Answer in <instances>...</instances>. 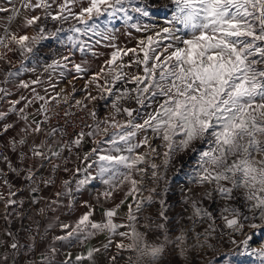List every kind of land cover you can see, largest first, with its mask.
Wrapping results in <instances>:
<instances>
[{
    "label": "snow or ice",
    "instance_id": "obj_1",
    "mask_svg": "<svg viewBox=\"0 0 264 264\" xmlns=\"http://www.w3.org/2000/svg\"><path fill=\"white\" fill-rule=\"evenodd\" d=\"M130 3L131 0H20V8L0 7V13H12L7 20L9 26L0 29V61L9 65L7 70L0 69L4 72L0 80L3 85L0 102L13 94V87L17 92L29 90L32 97L20 94L7 102L6 109H0V139L15 128L17 121L23 122L18 136L11 137L4 145L16 153L19 163L14 164L9 155L0 152V186L4 188L0 203L6 213L7 209L24 204L23 200L15 199L21 189L13 184L9 174L28 186L33 204L40 203L45 199L36 195L41 185L49 188L57 183L53 174L60 164L55 161L63 159L66 164L67 157L62 155L65 150L71 153L93 138L96 146L84 152L80 159L87 162L97 154L100 174L111 173L103 181L105 184L113 189L117 187L114 183L117 180L120 185L125 182L130 185L125 198H133L134 203L127 204V222L116 221L125 200L105 209L100 221L93 220L94 209L85 200L83 206L88 210L73 224L59 223L64 235L53 239L75 240L83 245L89 238L107 233L109 242L103 245L105 249L111 246L112 237L119 236L122 239L115 245L118 253L136 254L134 261L128 257L129 264H171L168 258L172 253L186 255L188 233L194 232L198 223L211 222L204 229L207 235L215 231V218L205 201H223L220 219L233 233L244 230V221L249 220L250 214L255 218L258 213L264 220V0H171L176 11L168 23L173 27L158 28L138 39L134 46L121 47L116 43L115 30L109 25L116 18L125 23L133 19L126 7ZM21 8L39 14L25 16L17 25L18 31H13L10 25L21 15ZM132 11L145 17L149 15L144 7H133ZM49 21L56 26L49 28ZM175 25L187 30L184 38L176 35ZM130 27L137 32L148 30V26L135 23ZM26 29H32V34ZM62 33L65 35L61 36ZM48 39H56L70 46V54L76 49L84 57L75 63L70 54L62 55L46 65L49 87L53 89L56 85L51 83L52 73L59 71L61 77L69 72L88 75V54L102 55L99 51L102 44L111 49L83 89L87 101L111 97V112L100 119L95 107L88 109L83 100H77L76 105L88 110L93 124L85 126L88 131L83 128L76 131L68 143L63 141L67 136L64 129L54 127L46 131L44 128L50 119L47 116L50 101L34 87L43 81L39 77L30 81L17 79L36 71L25 61H35L41 51L38 45ZM9 53L19 55V67H15ZM90 86L98 95L92 94ZM75 91L73 86L72 92ZM57 100L58 95L51 97V101ZM38 101L42 103L35 116H43V120L29 111ZM69 115L65 112V116ZM101 135L106 139H96ZM102 143L109 146L106 149L109 154H98ZM141 148L145 150L137 151ZM121 152L128 155L111 154ZM189 154L197 156L193 183L203 191L194 196L185 195L182 211L188 214L186 219L192 227L187 231L181 228L178 235H173L163 199L154 213L148 211L162 193L152 187L147 189V196L137 198L136 194L144 191L141 185L149 169L154 181L165 180L168 170L178 166L179 158ZM161 155L163 174L155 162ZM46 164L48 174L40 175ZM120 166L127 171L120 172ZM91 167V164L74 169L64 167L63 171L75 177ZM75 183L78 191L90 183V178L85 176ZM60 185L54 193L56 199L47 208L61 203V196L74 199L72 180L63 179ZM103 195L110 198L113 193L106 191ZM39 211L43 213L45 209ZM4 218L7 219V214ZM5 235L8 240H0L4 249L0 251V264H19L16 258L22 254L24 264H55L54 246L47 253H39V260L30 258L37 253L36 234L26 243H21L12 231ZM195 238L199 241L201 235ZM232 243L237 241L233 239ZM241 243L247 245L249 241L245 239ZM99 251L92 247L74 256L66 254L61 264H94ZM260 255L264 256V248ZM116 259L111 257L113 264Z\"/></svg>",
    "mask_w": 264,
    "mask_h": 264
},
{
    "label": "crops",
    "instance_id": "obj_2",
    "mask_svg": "<svg viewBox=\"0 0 264 264\" xmlns=\"http://www.w3.org/2000/svg\"><path fill=\"white\" fill-rule=\"evenodd\" d=\"M140 5L141 6L139 7H144L148 12L150 11L148 16L145 17L139 13L136 12L130 13L129 11V15L133 17L132 20L125 23L124 20L116 18L109 25L111 28L115 30V34L117 36L116 43L119 44L121 47L134 46L137 43L138 39L146 35L152 34L162 25L158 22H161L164 19L163 14L151 12L152 8L148 7L147 5H144L142 2H140ZM0 7L8 8L11 10L13 8H20L21 4H20V0H11V3H9L8 0H0ZM36 14L39 13L30 12L21 8V15L19 17H16V19L12 22V24L10 25L11 29L13 31H18L17 25L24 19L25 16H32ZM10 15H12L11 11L7 13H0V29L9 26L7 24V20ZM50 22L51 21L48 22V27L54 28V26L50 24ZM133 23L138 24L141 27L148 26V30L146 32H137L135 29L130 27V25ZM151 23H156L157 26L156 24L154 25L156 26V28H153L152 26L148 25ZM25 31L28 32L29 34H32V29H26ZM128 33H131V36H129ZM20 34H24V33L21 32ZM38 47L41 49L39 53V57L36 58L35 61L33 60L25 61L28 67L35 68L36 71L25 73L17 79H24L26 81H30L32 79H36L37 77H39L43 81V83L34 87L37 88V91L41 95L46 97L55 96L59 93H64V92L71 93L72 88L74 86L76 89L74 95L79 96L84 100L87 94L86 91L83 90L85 83L90 78L91 73L96 71L98 66L104 61L105 58L109 56L111 52V49L104 47L102 44L99 47V51L102 53V55H100L99 57H92L91 54H88L87 61L90 68L88 75L80 76L79 74H76L74 72H69L64 77H61L59 75V71L52 73L51 83L56 85V87L53 89L49 87V73L45 71V67L48 63H51L53 59H58L62 55H69L70 46L64 44L57 45L56 39H48L43 41L40 45H38ZM9 56H11V58L13 59L15 67H19V63H18L20 59L19 55L18 54L12 55L11 53H9ZM70 58L75 63H80L81 60L84 59L82 54L79 53L76 49L71 50ZM8 68L9 65L5 64L3 61H0V69L7 70ZM74 76H76L77 79L73 80ZM3 78H4V72L0 71V80H3ZM45 89H47V92H45ZM90 90L93 95H98V92L95 90L94 87L90 86ZM20 94L27 96L29 98L31 96L29 90H20V92H17L13 87V94L10 97H7L5 101L0 102V109H6L7 102L9 100L18 98ZM87 102L94 103L92 101H87ZM40 103L42 102L38 101L37 103H35L30 110L33 116L37 119L41 118V116H35L36 110L40 107ZM98 103H100L98 109V117L100 119H104L111 112V100L110 99L99 100ZM31 118L32 117H30V119ZM117 118L121 119L122 117H117ZM22 127H23V122L17 121L15 128L9 133L5 134L2 139H0V146L4 148V150L6 151V155H9L12 158L14 164L19 163L16 157V153H13L10 149H6L4 145L11 137L18 136L19 129ZM40 138L42 139L43 135H41ZM96 139L103 141L106 139V137L101 135ZM49 142L51 143V141ZM95 146L96 145L93 138H88L87 142L83 144L82 147L80 148V151L72 155L71 163L64 166V167H68L69 169H74L76 166L86 167L87 164H91L92 167L89 168L86 173L85 172L77 173L75 177H72L70 173H65L62 170L61 177L54 186H50L49 188L41 187V191L39 192V194L40 197H44L45 199H43L38 204H33L31 202L30 192L24 189L22 179H17L14 175L9 174V178L12 180L13 184L17 185L21 189V191L17 193L15 199L23 200L24 204L22 207L19 205L13 206L7 209V213H6L3 204L0 203V209H1L0 240L7 241L8 237L5 235V233L8 231H12L21 240V243H26L28 242L30 237L23 235L24 229L30 223L39 222L42 232L46 233L47 235L45 238H43L41 241L38 242L37 253L35 255H32L30 257L31 259L39 260V253L41 252L47 253L49 251V248L54 246L57 249L55 254V264H61V262L65 259L66 254H71L74 256L76 254L85 253L88 248H92V247L100 249V251L95 254L94 264H113L111 260V257L113 256L117 257L115 264H129L128 261L129 256H131L134 261L136 259L135 253L132 252L118 253V250L115 247V245L116 243L120 242L122 239L119 236H115L111 238L112 239L111 246L108 247L107 249L103 247L104 244H107L109 242V236L107 233L97 234L96 236L91 237L90 240L87 242V244L83 247H79L75 245L72 246L71 245L72 241H68V240L58 241L53 239L56 236L64 235V232L58 226L59 223L64 222V223L73 224L79 218L80 215H82L85 211L88 210L83 206V201L85 200L88 201L89 204L94 209V214L92 218L95 221H100L102 219L103 212L105 211V209L113 208L117 204H120L121 200H125V204L121 205L119 209V216L116 218V221L125 222V223L127 222L125 219V213L127 212V204L134 203L133 198L131 197L127 199L125 198V193L128 192L130 185L127 182H125L123 185H120L119 180H117L114 181L117 187L113 189L112 186L105 184L103 181L109 179L111 173H106L103 176L100 174L99 168L101 162L98 161L97 154H93L92 157H90V159L87 162H84L80 159V157L84 154V152L86 151L90 152L91 149ZM108 147L109 146L107 144L102 143L98 149V154L99 155L109 154L106 151ZM161 149L163 148H160V151ZM144 150L145 149L141 148L137 151L142 152ZM111 154L128 155V153L126 152L111 153ZM162 160H163L162 155L155 158V162L160 166H163ZM113 171H115V169H113ZM119 171L125 172L127 170L122 166H120ZM85 176H88L90 178V183L80 188L77 191L76 190L77 186L75 181L77 179H83ZM136 178L140 179V176L137 175ZM63 179L72 180L74 199L70 200V198L67 196H61L59 197L61 203L52 205L51 209L47 208L46 205L49 204L53 199H56L54 193L57 190H59V188L61 187L60 181ZM148 182L149 183H147L146 186L141 185L144 191L142 193H137L136 194L137 198H140L142 196H147L149 194L147 189L156 187L157 192L162 193V195L156 198V203L150 206L148 211L154 213L155 210L160 206L159 200L163 199L168 209L167 214L169 216V224H170L171 232L173 235H178L180 212H179V207L174 206V202H176L174 201V199H176L177 196L179 195L180 180L177 175L176 169L170 168L167 172L166 179L158 182L154 181L151 178V173H150V179L148 180ZM3 191L4 188L0 186V192ZM106 191H112L113 195L110 198H105L103 193ZM41 208L45 209V216L41 221H39L37 213ZM6 214H7V219L4 218ZM141 219L143 218L141 217ZM3 250H4L3 246L0 245V251ZM16 259L17 261H19V264H24V254L18 256ZM168 259L171 261V264H180V257L178 252L172 253V255Z\"/></svg>",
    "mask_w": 264,
    "mask_h": 264
},
{
    "label": "rangeland",
    "instance_id": "obj_3",
    "mask_svg": "<svg viewBox=\"0 0 264 264\" xmlns=\"http://www.w3.org/2000/svg\"><path fill=\"white\" fill-rule=\"evenodd\" d=\"M140 2L151 7V12L164 15V19L161 22H158L162 24L159 28L173 27L172 24L168 23L176 11L175 5L171 3V0H131V3L126 5V7L130 13H133L132 8L137 7V5L138 7L141 6ZM148 13H150V11ZM155 24L156 23H151L148 25L154 26ZM175 28L177 29L176 35L184 38L187 30L181 25H175ZM61 36H64L63 33ZM56 44L61 45L58 40H56ZM108 99L111 100L112 98L109 97ZM131 106L135 107L134 104ZM154 143L159 142L157 141ZM162 152L163 149H161V153ZM177 162L178 166L175 167V169L180 180V190L179 195L174 199V201H176L174 202V206L179 207V229L184 228L187 231L192 225L186 219L188 214L182 211L185 207L183 199L185 195L194 196L195 194L202 193L203 189L193 183L195 172L198 168L196 154L181 156ZM160 172L163 174V166L160 167ZM150 173L151 171L149 169L147 175L144 177L143 186H146V184L149 183L148 180L150 179ZM192 184H195V186H192ZM188 189H191L192 191L188 192ZM204 203L213 213L215 218V224L213 227L216 231L217 226L222 222L220 219V208L223 201L217 199L215 201H205ZM244 211L247 212V209H244ZM209 223L211 222L205 221L204 223H198L195 226V231L188 233L187 243L189 248L186 255L179 254L180 264H264V256L260 255V250L264 248V220L259 218L258 213H256L255 218H252L250 214L249 220L244 221L245 228L249 230L246 234L243 236L240 234L237 236H231L224 239V241H220L215 237V231L212 232L211 235L204 233V229L208 227ZM252 224H255L256 227H251ZM197 234L201 235L199 241L195 238ZM233 239H235L237 243H232ZM245 239L249 240L247 245L241 243V241ZM201 244L204 246L200 247Z\"/></svg>",
    "mask_w": 264,
    "mask_h": 264
},
{
    "label": "built area",
    "instance_id": "obj_4",
    "mask_svg": "<svg viewBox=\"0 0 264 264\" xmlns=\"http://www.w3.org/2000/svg\"><path fill=\"white\" fill-rule=\"evenodd\" d=\"M50 24H52L53 26H56L52 22H50ZM64 27H68V25L65 24ZM57 95H58L57 101H51V97H53V96L47 97V99L50 101V103L47 105V116L50 119H48V121L44 124V128L46 131L50 130L51 128H54V127L64 129L67 133V136L63 137V141H64V143H68V141L71 138H73L74 133L76 131H79L82 128L85 131H88L89 129L86 128L85 126L89 125V124H93V120L89 116L88 110L87 109L82 110V108L80 106L76 105V101L77 100H83L84 103H86L88 105V109H92L93 107H95V110L97 111V113H98V109H99L100 104L98 102L88 103L87 101L80 98L79 96L74 95L72 92L71 93H65L64 92V93H59ZM57 95H55V96H57ZM31 98L32 97L30 96V99ZM32 106L30 107L29 111L31 110ZM65 112H69V113H71V115L65 116ZM40 119L43 120L44 117L41 116ZM79 151H80V149H78V150L73 149L72 152L69 153L67 150H65V152L62 155H63V157H67V163L66 164L64 163L63 159L55 161L56 163L60 164V168L58 169V171L53 174L57 182L59 181V179L61 177L63 167L70 164L72 161V155L75 153H78ZM0 152H3L6 155V151L4 150V148L2 146H0ZM48 168H49V165L46 164L44 169L40 172V175H47L48 174ZM38 180H39V176H38ZM54 185L55 184H53L52 186H54ZM192 186H195V184H192ZM23 187L25 190L29 191L28 186L24 182H23ZM41 187H43V186L41 185ZM36 195H37V197H40L39 193H37ZM37 214H38L39 221H41L45 216V211L43 213L38 211ZM0 216H1V209H0ZM28 229H30L31 231H27ZM248 231H249L248 229L244 228V230L240 233H233L232 230L228 229L227 226L222 221L216 228L215 237L217 239H219L220 241H224V239H227L228 237H231V236H237L239 234L241 236H243ZM33 234H36L37 244L39 241H41L47 235L46 233L42 232L39 222L30 223L24 229V232H23L24 236L31 237ZM89 240H90V238H89ZM88 241H86L83 245H81L77 241L72 240L71 245L83 247L87 244ZM207 249H208V247H207Z\"/></svg>",
    "mask_w": 264,
    "mask_h": 264
},
{
    "label": "bare ground",
    "instance_id": "obj_5",
    "mask_svg": "<svg viewBox=\"0 0 264 264\" xmlns=\"http://www.w3.org/2000/svg\"><path fill=\"white\" fill-rule=\"evenodd\" d=\"M249 241V240H248ZM250 245V244H249Z\"/></svg>",
    "mask_w": 264,
    "mask_h": 264
}]
</instances>
